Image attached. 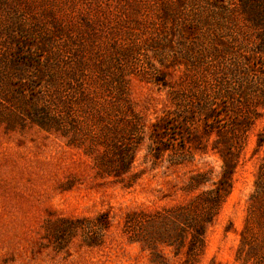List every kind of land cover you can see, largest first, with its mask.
<instances>
[{
    "label": "rangeland",
    "instance_id": "374dc122",
    "mask_svg": "<svg viewBox=\"0 0 264 264\" xmlns=\"http://www.w3.org/2000/svg\"><path fill=\"white\" fill-rule=\"evenodd\" d=\"M262 21L264 0H0V264H185L187 213L205 226L195 264H243L264 164ZM50 111L67 137L40 125ZM104 137L136 151L130 171L100 174L101 156L118 161L87 153ZM229 147L233 188L209 223L198 197ZM198 172L209 180L187 191Z\"/></svg>",
    "mask_w": 264,
    "mask_h": 264
},
{
    "label": "trees",
    "instance_id": "16d2710c",
    "mask_svg": "<svg viewBox=\"0 0 264 264\" xmlns=\"http://www.w3.org/2000/svg\"><path fill=\"white\" fill-rule=\"evenodd\" d=\"M264 21L258 24L260 39L264 40ZM211 111V109H210ZM49 112L48 115L50 118L42 116V122L40 125L49 130L51 127H56L57 130L62 131V135L67 137V126L64 124L63 119L65 114L63 112ZM50 121L47 123V121ZM105 132H110V128L106 126ZM105 141L102 144L95 142L91 144L87 153H94L99 145H103L108 149L109 146L114 147L117 150L118 161L117 163H109L105 161L102 156L98 160L101 164H96L99 167L100 174L104 175H116L121 176L124 173L131 170L136 151L123 148L118 142L113 146L109 138H105ZM110 143V144H109ZM264 143V140L260 139L258 146H261ZM69 145H76L81 147L83 145L82 141H77L70 139L68 140ZM230 147L221 150V155L223 157V164H221L220 178L216 183V186L210 190H207L198 197V201H202L207 204L210 209L206 212L207 222L212 221V217L215 214L221 204L224 202L225 198L231 193L233 188V176L237 170V162L239 156L231 157L232 154L229 151ZM209 180L208 174L206 172H198L189 178V181L186 185L187 191H192L199 188L201 185L205 184ZM197 201V202H198ZM184 210H187L184 208ZM190 212V210H188ZM186 223L183 225L182 230V240L181 243L176 246V249H181L184 247L186 241L187 233L190 231V238L188 240V246L186 254L189 256L185 264H195L196 258L199 256L201 251L204 249L205 240V226L202 224H197L192 220L190 214H184ZM68 230L76 231L78 225L66 224ZM254 230L248 234L250 230ZM237 259H239L243 264H264V164L261 166L259 173L257 174L255 180V189L250 195L249 206H248V219L247 224L244 230L241 233V240L239 248L237 250Z\"/></svg>",
    "mask_w": 264,
    "mask_h": 264
}]
</instances>
